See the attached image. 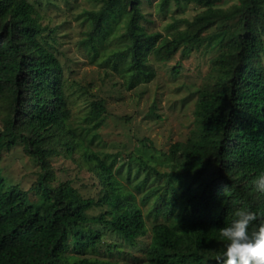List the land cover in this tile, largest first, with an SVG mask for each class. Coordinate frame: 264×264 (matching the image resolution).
Wrapping results in <instances>:
<instances>
[{
	"label": "trees",
	"instance_id": "16d2710c",
	"mask_svg": "<svg viewBox=\"0 0 264 264\" xmlns=\"http://www.w3.org/2000/svg\"><path fill=\"white\" fill-rule=\"evenodd\" d=\"M223 1L159 0L162 9L171 2L200 7L166 33L145 28L141 0H101L98 8L82 12L89 22L82 42L93 58L123 22L124 41L102 60L117 67L126 58L130 86L154 74L145 68L150 53L166 61L177 52L183 58L214 44L221 48L196 89L190 135L168 148L170 167L140 158L136 169L144 173L135 172L140 178L130 188L117 178L119 166L87 148L69 125L64 67L41 41L49 25L42 24L34 3L0 0V158L20 143L40 167L28 188L0 173V264H117L112 256L97 255L106 243L116 247L106 242L104 230L129 245L148 236L141 260L149 264H217L226 243L218 229L230 225L238 209L264 212V194L252 184L264 172V0H235L226 7ZM105 110L102 99L93 100L83 120L100 125ZM78 147L98 179L97 197H84L70 180L53 183L49 155ZM94 206L103 209L88 214ZM149 215L155 220L150 232Z\"/></svg>",
	"mask_w": 264,
	"mask_h": 264
},
{
	"label": "rangeland",
	"instance_id": "374dc122",
	"mask_svg": "<svg viewBox=\"0 0 264 264\" xmlns=\"http://www.w3.org/2000/svg\"><path fill=\"white\" fill-rule=\"evenodd\" d=\"M30 1L34 3L42 24L49 25L43 31L41 41L58 55L63 64L64 89L70 108L68 123L76 128L87 148L98 151L106 161H113L115 168L119 166L116 176L122 185L130 188L144 173L143 169H136L141 164L140 158L159 169L169 168L171 156L167 154L168 148L190 135L194 126L196 89L207 76L211 57L220 51V46L199 48L183 58L177 52L166 61H157L150 53L145 68L154 70V74L149 79L140 78L130 86L123 69L126 58L117 60V67L102 60L124 41L119 37L124 29L123 22L114 25L108 38L98 44L102 56H90L88 46L82 42L89 29V22L82 12L98 8L101 0ZM233 2L235 0H224L221 6ZM158 4L159 0H141L143 17L140 21L148 31L166 33L181 27L183 23H176V19L191 18L200 9L194 3L171 2L163 9ZM214 29L212 26L208 32ZM176 65H179L180 72L174 75ZM97 99L104 101L106 110L101 124L95 126L93 120L85 121L83 116L89 110L90 102ZM144 138L150 142H142ZM81 152V147L72 154L59 148L49 155L55 175L53 183L70 180L84 197H97L102 190L97 177L83 161ZM129 165L130 170L127 169ZM39 171L38 163L24 152L20 143L2 151L0 173L7 182L28 188ZM135 172H139L140 177L136 178ZM140 195L141 192H136L137 200ZM148 206H142L144 213ZM102 209L94 206L89 208L88 214H98ZM153 221L151 215L147 216L148 232ZM104 236L106 242L115 243L116 247L106 243L98 256H112L117 264H149L141 260L148 236L132 245L108 230H104ZM119 250L121 253L116 254Z\"/></svg>",
	"mask_w": 264,
	"mask_h": 264
},
{
	"label": "clouds",
	"instance_id": "9594fccd",
	"mask_svg": "<svg viewBox=\"0 0 264 264\" xmlns=\"http://www.w3.org/2000/svg\"><path fill=\"white\" fill-rule=\"evenodd\" d=\"M254 189L264 194V172L252 181ZM230 225L218 229L226 242L217 264H264V212L238 209Z\"/></svg>",
	"mask_w": 264,
	"mask_h": 264
}]
</instances>
